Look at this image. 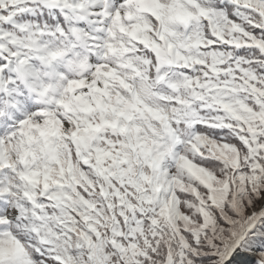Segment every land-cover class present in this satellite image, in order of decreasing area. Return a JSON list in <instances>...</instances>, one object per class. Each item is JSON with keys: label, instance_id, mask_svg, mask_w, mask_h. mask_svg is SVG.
<instances>
[{"label": "snow or ice", "instance_id": "snow-or-ice-1", "mask_svg": "<svg viewBox=\"0 0 264 264\" xmlns=\"http://www.w3.org/2000/svg\"><path fill=\"white\" fill-rule=\"evenodd\" d=\"M264 264V0H0V264Z\"/></svg>", "mask_w": 264, "mask_h": 264}, {"label": "rangeland", "instance_id": "rangeland-1", "mask_svg": "<svg viewBox=\"0 0 264 264\" xmlns=\"http://www.w3.org/2000/svg\"><path fill=\"white\" fill-rule=\"evenodd\" d=\"M251 258V263L250 264H255L258 257L256 255H248L246 253H240L239 250H237V253L233 255V257L231 258V260L228 262V264H249L245 259L244 261L241 260V258Z\"/></svg>", "mask_w": 264, "mask_h": 264}, {"label": "bare ground", "instance_id": "bare-ground-1", "mask_svg": "<svg viewBox=\"0 0 264 264\" xmlns=\"http://www.w3.org/2000/svg\"><path fill=\"white\" fill-rule=\"evenodd\" d=\"M245 259H247L246 261H247L249 264L251 263V258H250V259H248V258H246V257H245V258H244V257L241 258V260H243V261H244Z\"/></svg>", "mask_w": 264, "mask_h": 264}, {"label": "trees", "instance_id": "trees-1", "mask_svg": "<svg viewBox=\"0 0 264 264\" xmlns=\"http://www.w3.org/2000/svg\"><path fill=\"white\" fill-rule=\"evenodd\" d=\"M256 264V263H255Z\"/></svg>", "mask_w": 264, "mask_h": 264}]
</instances>
